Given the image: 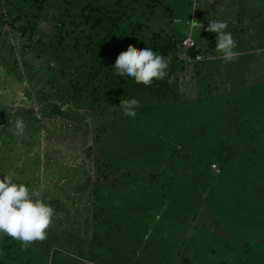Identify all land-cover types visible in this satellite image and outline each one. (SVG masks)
Here are the masks:
<instances>
[{
	"label": "rangeland",
	"instance_id": "obj_1",
	"mask_svg": "<svg viewBox=\"0 0 264 264\" xmlns=\"http://www.w3.org/2000/svg\"><path fill=\"white\" fill-rule=\"evenodd\" d=\"M91 4L142 38L172 37L178 80L135 93L103 69L108 59L83 37ZM209 19L228 23L236 61L222 62ZM262 25L264 0H0V178L21 177L55 210L43 241L0 237L4 264H264V217L249 191L220 215L188 203L229 182L259 187ZM133 97L135 118L119 108Z\"/></svg>",
	"mask_w": 264,
	"mask_h": 264
},
{
	"label": "clouds",
	"instance_id": "obj_2",
	"mask_svg": "<svg viewBox=\"0 0 264 264\" xmlns=\"http://www.w3.org/2000/svg\"><path fill=\"white\" fill-rule=\"evenodd\" d=\"M193 27L195 25L191 23L186 25L189 32ZM228 27L226 21L218 19H209L207 27V31L216 34L215 50L225 64L239 58L237 41L228 31ZM169 63L170 57H165L150 47L137 51L129 46L118 55L113 67L115 75L150 86L154 80H164L168 76ZM168 83H172L171 78L168 79ZM139 105L140 101L133 97L121 100L119 108L123 115L135 118ZM24 129V121L17 118L13 134L23 135ZM54 214L55 210L50 203L21 177L6 173L0 178V237L7 236L19 241L22 247L43 241L47 238V230L52 225Z\"/></svg>",
	"mask_w": 264,
	"mask_h": 264
},
{
	"label": "trees",
	"instance_id": "obj_3",
	"mask_svg": "<svg viewBox=\"0 0 264 264\" xmlns=\"http://www.w3.org/2000/svg\"><path fill=\"white\" fill-rule=\"evenodd\" d=\"M38 12L37 17H40L42 14V11L44 9V5L41 4L38 6ZM82 13V17L84 18L82 20V25H84V31L86 32L84 34V38L89 39L88 45L94 46L93 50H97L99 54H103L105 57V60L108 59L107 64H102L103 69H112L118 55L126 51L129 46H131L134 50H141L144 48H151L153 51H156L157 53L165 56V57H170V63L169 67L167 69L168 71V76L165 77L164 80L160 81H155L150 85V86H145L143 84H137L133 79H128V84L130 86V89L133 92L137 93H144L147 91L152 86H155L159 82H164L168 80L169 78L171 79H176L178 80V75L176 74L177 70V56L174 53L175 50V44L176 41L170 37H165L163 38L161 33H156L153 35L151 39H145L142 38L139 34L140 32L134 31L135 27L133 25H129L128 27L125 26V24L122 23V16L120 15H114L116 13L115 10L109 11L107 8H102V7H95L92 4L89 7L84 8ZM87 9H90V12H87ZM109 14V16H108ZM111 14V15H110ZM261 29H263V33H260L256 35L259 38L264 39V25L260 26ZM141 26H139V29L141 30ZM260 29V28H259ZM139 30V31H140ZM258 30V29H257ZM139 33V34H137ZM161 34V35H159ZM140 36V37H139ZM83 38H79V41H81ZM98 60V59H97ZM104 62V61H103ZM108 73V72H107ZM89 82H86L81 86V88H77L76 90L79 93L84 92L86 88L89 86ZM126 92V91H125ZM243 104H246L248 101L241 100ZM240 103V102H239ZM228 104V103H227ZM206 105V104H204ZM238 105V104H237ZM227 107H230L229 104ZM233 108V106H231ZM235 107V105H234ZM214 115H218L217 109L213 110ZM204 124V123H203ZM201 129H204L205 127L203 126ZM217 124V123H216ZM214 127H216L214 125ZM206 130V128L204 129ZM109 132V130H108ZM108 138V136H107ZM102 142H106V139L101 137V144ZM107 144H105L103 147H106ZM241 145V144H238ZM239 155V154H238ZM242 156V155H241ZM236 159L232 160L235 161ZM231 168L232 167V162L228 165ZM227 166V167H228ZM226 167V168H227ZM255 170H252L254 172ZM251 172V171H250ZM224 175H222L223 177ZM228 176V175H227ZM241 179H249L250 176L252 175H240ZM221 177V178H222ZM261 178V180H260ZM257 177L255 175L254 182L255 184L259 185V187H252L250 185H245V186H239L237 185V182H229L227 183V186H225V191H219L214 193V189H209V193L207 196H204V198H199V199H190L189 200V205L194 209L195 213L196 209L200 208L202 212H208L210 214H215V208L214 205H216V208L218 209V215L223 211V207L225 208L227 205L228 210L229 207H239L243 202L239 205H230L228 204L230 202V198L233 197L236 194H242L244 192H250V194L253 195L254 201L256 203L255 205V210L258 209L261 214H263L261 217H264V167L262 170V176ZM235 179V178H234ZM245 183H248V181H244ZM263 183V184H262ZM261 185H263V190H259ZM262 188V187H261ZM211 191V193H210ZM213 191V192H212ZM187 204V203H186ZM188 205V204H187ZM245 210L250 212L249 210ZM254 210V211H255ZM252 213V212H250ZM218 240H221L222 237L220 238V235L217 234ZM213 239V238H212ZM119 239L116 238V242H118ZM215 241V239H213ZM197 243V242H196ZM201 245H205L206 241L201 237L200 242ZM111 245V243H110ZM96 247V246H95ZM99 247V246H98ZM102 249V246H100ZM120 248L119 246L116 247V250ZM121 249V248H120ZM0 264H4V260L2 257H0Z\"/></svg>",
	"mask_w": 264,
	"mask_h": 264
},
{
	"label": "built area",
	"instance_id": "obj_4",
	"mask_svg": "<svg viewBox=\"0 0 264 264\" xmlns=\"http://www.w3.org/2000/svg\"><path fill=\"white\" fill-rule=\"evenodd\" d=\"M184 45L187 47H192L196 45V42L193 40V38H188L184 41Z\"/></svg>",
	"mask_w": 264,
	"mask_h": 264
},
{
	"label": "crops",
	"instance_id": "obj_5",
	"mask_svg": "<svg viewBox=\"0 0 264 264\" xmlns=\"http://www.w3.org/2000/svg\"><path fill=\"white\" fill-rule=\"evenodd\" d=\"M254 38H258V37L254 36ZM258 39L262 40V38H258Z\"/></svg>",
	"mask_w": 264,
	"mask_h": 264
}]
</instances>
